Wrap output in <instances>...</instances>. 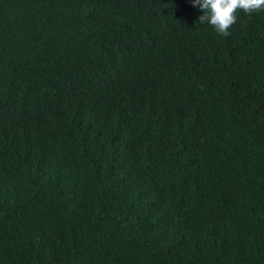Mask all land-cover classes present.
<instances>
[{"label":"trees","instance_id":"1","mask_svg":"<svg viewBox=\"0 0 264 264\" xmlns=\"http://www.w3.org/2000/svg\"><path fill=\"white\" fill-rule=\"evenodd\" d=\"M0 0V264H264V11Z\"/></svg>","mask_w":264,"mask_h":264},{"label":"clouds","instance_id":"2","mask_svg":"<svg viewBox=\"0 0 264 264\" xmlns=\"http://www.w3.org/2000/svg\"><path fill=\"white\" fill-rule=\"evenodd\" d=\"M193 7L201 10V23L211 25L218 34L227 35L236 22L237 11L246 14L264 11V0H190Z\"/></svg>","mask_w":264,"mask_h":264}]
</instances>
